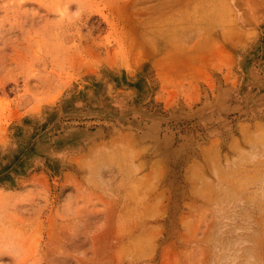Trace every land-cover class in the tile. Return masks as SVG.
<instances>
[{
	"label": "rangeland",
	"instance_id": "rangeland-1",
	"mask_svg": "<svg viewBox=\"0 0 264 264\" xmlns=\"http://www.w3.org/2000/svg\"><path fill=\"white\" fill-rule=\"evenodd\" d=\"M0 264H264V0H0Z\"/></svg>",
	"mask_w": 264,
	"mask_h": 264
}]
</instances>
